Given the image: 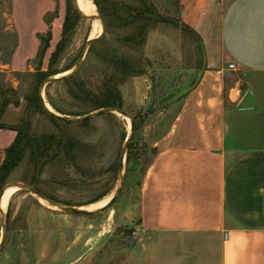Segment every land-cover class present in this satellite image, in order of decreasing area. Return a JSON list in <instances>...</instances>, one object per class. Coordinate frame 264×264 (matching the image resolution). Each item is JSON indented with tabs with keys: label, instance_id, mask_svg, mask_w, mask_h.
Masks as SVG:
<instances>
[{
	"label": "rangeland",
	"instance_id": "obj_1",
	"mask_svg": "<svg viewBox=\"0 0 264 264\" xmlns=\"http://www.w3.org/2000/svg\"><path fill=\"white\" fill-rule=\"evenodd\" d=\"M56 1L61 4L65 20L71 12L70 21H74L51 66L53 71L62 73L77 64L95 18L82 17L72 0ZM98 1L104 11L101 14L97 5L105 22V34L86 47L76 78L47 85L44 99L47 103L53 100L68 115H85L97 110L93 109L92 99L103 95L110 80L116 85L120 104L134 116L136 126L125 155L124 187L110 208L93 215L51 207L40 196L19 187L4 215L8 232L0 251V264H164L163 243L188 240L145 230L142 190L159 150L171 145L181 130L189 140L199 117L205 121L208 114H213L211 119L218 120L220 112L213 108L208 113L209 104L202 105L199 100L208 91L219 93L220 84L225 88L228 74L219 80L208 74L202 86L196 88L207 68L209 41L206 44L198 31L184 26L180 0H148L156 13L139 44L126 39L136 33L140 21H132L123 10L114 13L111 4L138 6L140 1ZM78 4L96 15L88 6ZM58 13V9L52 12L50 20ZM102 31L100 22L96 35ZM62 37L63 32L59 38L53 37L44 70L49 68L50 57ZM25 40L23 53L30 43L29 37ZM18 44L17 31L0 8V104L7 98L11 101L4 112L11 126H27L20 146L22 155L5 184H34L44 195L66 205L83 207L108 197L106 203L121 183L120 159L131 131L129 118L109 112L86 122L65 123L37 110L28 95L38 63L32 58L22 68L14 65L12 55ZM115 55L134 62V71H125L124 75L113 64ZM52 136L51 148L45 152L39 148L35 151L28 141L33 137L42 142ZM2 234L0 211V240Z\"/></svg>",
	"mask_w": 264,
	"mask_h": 264
},
{
	"label": "crops",
	"instance_id": "obj_2",
	"mask_svg": "<svg viewBox=\"0 0 264 264\" xmlns=\"http://www.w3.org/2000/svg\"><path fill=\"white\" fill-rule=\"evenodd\" d=\"M180 6L182 20L209 43L196 88L208 74L218 80L228 74V84L199 100L209 104L208 113L220 112L217 121L213 114L199 117L189 140L181 130L156 155L142 190L143 226L188 238L163 243L164 264H264V0H180ZM0 8L18 34L12 62L19 68L36 60L40 34L63 32L65 13L56 0H0ZM230 62L237 68L229 69ZM0 121L8 126H0L1 170L18 131L6 113Z\"/></svg>",
	"mask_w": 264,
	"mask_h": 264
},
{
	"label": "trees",
	"instance_id": "obj_3",
	"mask_svg": "<svg viewBox=\"0 0 264 264\" xmlns=\"http://www.w3.org/2000/svg\"><path fill=\"white\" fill-rule=\"evenodd\" d=\"M139 1L141 4L138 6L137 5L136 6L127 5L126 3H123V2H113L111 4V8L114 10V13H119L120 10H123L124 11L123 13L129 19L131 18L132 21H140V23L138 25V30L136 31V33L134 35H132L131 37H128L126 39L130 43L134 42L137 44H139V42L144 41V39L146 37V32H147L148 26H149L150 22L152 21L154 14L156 13L155 7L148 0H139ZM95 3L99 6V10H100L101 14H104L103 8L101 7L99 1L95 0ZM50 15H51V13L46 16L47 21H51ZM71 18H72V14L70 12V13H68V15L66 17V20H65V23L63 26V37L59 41L55 51L52 53V55L50 57V64H49V68L47 70H44L42 66L44 63V58L46 56L47 50L50 47L51 40L53 38V34H52V30H48L44 34H40L41 46H40L39 52H38L37 57H36V61L38 64H37L36 72L33 73L34 85H33L32 91H31V95H28L29 100L35 106V108L37 110L41 109L43 112L48 114L54 120H60V121H63L65 123H70L72 121L62 120V119H60L54 115L49 114L46 111V109L44 108L43 103H42V98H41V94H40V87H41V84L44 82V80L47 77L59 74L61 72V71H53L51 69V66L53 65V63L57 59L58 55L60 54L62 48L64 47L66 33L72 27L71 23L74 22V21H70ZM184 26L186 28H189L188 25L185 23H184ZM99 39L95 40L94 42L98 41ZM112 60H113V64L118 69L123 70L124 75L126 74L125 71L126 72L127 71L129 72L131 70L134 71L132 69L134 66V62H132L126 56L115 55L112 57ZM71 68H73V66L66 68L64 71L70 70ZM64 71H62V72H64ZM28 73H31V72L28 71ZM75 78H76V73L66 77L62 81L70 82V81L74 80ZM50 84H48V85H50ZM85 96H91V94L85 93ZM10 102L11 101H9L7 98L6 101H4L2 103V105L0 106V120L2 119V116L5 112V108L8 107ZM50 102H51L50 104L54 107V109L56 111H58L62 114H69L67 112H63L60 109V107L53 100ZM92 104L94 107L93 109H98V108L107 107V106H115V107L122 108V106L120 104V92L117 89L116 85L112 84V81L110 80L106 84V89L103 92V95L100 97H94L92 99ZM76 116H80V114H78ZM86 121L87 120L80 121V122H86ZM0 126L1 127H5V126L8 127L7 125L2 124L1 121H0ZM9 127L17 130L18 135H17L14 143L8 148L6 159H5V161L1 167V170H0V191L4 187V184L6 183L9 175L12 172V170L18 165L19 159L22 155V153H21L22 149L20 147L21 141L23 140V137H25V130H26L27 126H24L25 129L23 127H20V126H9ZM53 139H54V137L52 136V137H48L47 139L43 140L42 142H39L38 140L31 137V138H28V141H29L30 145L34 148L35 151L37 150V148H39L40 150L45 152L51 148Z\"/></svg>",
	"mask_w": 264,
	"mask_h": 264
},
{
	"label": "water",
	"instance_id": "obj_4",
	"mask_svg": "<svg viewBox=\"0 0 264 264\" xmlns=\"http://www.w3.org/2000/svg\"><path fill=\"white\" fill-rule=\"evenodd\" d=\"M72 2H73V5H74L75 9L77 10V12L82 17L88 18V19L98 18L103 23V31H102V33L100 35H98L97 37L89 38L87 40L86 47H88L95 40L99 39L100 37H102L105 34V29H106L105 22H104V20H103L101 15L94 16V15H89V14L85 13L79 7L77 0H72ZM86 47L83 50L82 54L80 55V58H79L77 64L73 68L70 69L71 71L69 73H66V74H63V75H58V74L52 75V76L47 77L44 80V82L41 84V87H40V94H41V98H42V103H43L44 108L46 109V111L49 114L54 115V116H56V117H58V118H60L62 120H65V121L80 122V121L88 120V119H91V118L96 117L98 115H101V114H104V113H109V112L120 113V114H123L125 116L130 117L131 123H132V127H131V131H130V133H129L126 141H125L124 147H123L122 152H121V159H120L121 183H120L119 187L115 191L112 199L107 204H105L104 206H102L100 208H97V209H84L82 207L73 206V205H66L65 203L53 200V199L49 198L48 196L44 195L43 193H41L38 189H36L34 184H29V183H24V182L7 183V184L4 185V187L0 191V205H1V202H2V198H3L4 192L10 185H18L21 188L27 189V190L31 191L32 193L44 198L51 205H54L57 208H60V209H62L64 211H67V212H70V213H80V214H88V215L98 214V213H101V212L105 211L106 209L110 208L115 203V201L117 200L119 195L121 194L122 189L124 187L125 176H126L125 175V155H126L128 146H129L130 142L133 139V135H134V132H135V129H136L134 116L131 113H129L128 111H126L125 109L120 108V107H115V106L102 107V108H99V109H97L95 111H92V112H90L88 114H85V115L72 116V115H68V114H62V113H60V112H58L56 110H53L52 108H50V106L48 105V103L44 99V90H45V88H46V86L48 84L62 81L66 77L78 72V70L80 69V67L82 65V62L84 61V58H85ZM2 227H3V234H2V238L0 240V251L2 250V248H3L4 244H5V240H6V236H7V232H8L7 223H6V220H5V216L3 214H2Z\"/></svg>",
	"mask_w": 264,
	"mask_h": 264
},
{
	"label": "bare ground",
	"instance_id": "obj_5",
	"mask_svg": "<svg viewBox=\"0 0 264 264\" xmlns=\"http://www.w3.org/2000/svg\"><path fill=\"white\" fill-rule=\"evenodd\" d=\"M77 1L80 2L81 4L85 5V6H88V7L91 8L92 10H94L95 13H96V15H94V14H92V13L86 11L85 9H83V8L78 4L79 7H80L85 13H87V14H89V15H94V16L99 15V12H98V10H97V4H96L95 2H93V1H91V0H77ZM100 22H101L100 19L95 18V21H94V27H93V30H92V32H91L90 38H94V37L97 36L96 33H97L98 28H99ZM101 23H102V22H101ZM95 35H96V36H95ZM70 71H71V70H67V71H64V72H62V73H60V74H58V75H63V74L69 73ZM48 105L50 106V108H52L53 110H55L54 107H53L50 103H48ZM126 117H128V116H126ZM128 118H129V121H130V128H131V127H132L131 119H130V117H128ZM128 128H129V127H128ZM19 187H20V186H18V185H10V186L5 190L4 195H3V198H2V200H3V204H4V205L2 206V202H1V205H0V211H1V214L5 215V213L7 212L8 208H9L10 199H11L13 193H14V192L16 191V189H18ZM114 193H115V192H114ZM114 193H113V195H114ZM113 195H112V197H113ZM112 197H111L106 203H104V202L108 199V197L105 198V199H101V200L98 201V202L92 203V204H90V205H88V206H83L82 208H84V209H97V208H100V207L104 206L105 204H107V203L112 199ZM41 199L44 200V202H47L44 198L41 197ZM47 203H48V202H47ZM49 205H50L51 207H55V208H57L56 206L51 205L50 203H49Z\"/></svg>",
	"mask_w": 264,
	"mask_h": 264
},
{
	"label": "built area",
	"instance_id": "obj_6",
	"mask_svg": "<svg viewBox=\"0 0 264 264\" xmlns=\"http://www.w3.org/2000/svg\"><path fill=\"white\" fill-rule=\"evenodd\" d=\"M228 68L229 69H236L237 68L236 63L230 62L229 65H228ZM218 74L222 75L223 74V69L218 70Z\"/></svg>",
	"mask_w": 264,
	"mask_h": 264
}]
</instances>
